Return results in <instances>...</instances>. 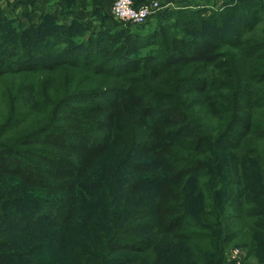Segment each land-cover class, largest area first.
Here are the masks:
<instances>
[{"label":"trees","instance_id":"obj_1","mask_svg":"<svg viewBox=\"0 0 264 264\" xmlns=\"http://www.w3.org/2000/svg\"><path fill=\"white\" fill-rule=\"evenodd\" d=\"M231 6L233 13L248 10ZM258 8L248 13L259 10L252 19L263 26L246 25L234 43L241 46L238 58L264 49V4ZM224 19L220 14L216 21ZM211 21L203 19L197 31ZM145 22H114L104 29L105 40L88 36L83 52L68 56L37 47L40 36L49 37L43 31L3 33L13 44H0V191L13 192L23 210L17 216L1 211L0 264H224L231 242L249 255L264 253V55L237 69L209 35L170 38L166 63H195L202 78L191 81L192 89L210 117L226 121L212 139L176 99L152 102L140 91L138 83L156 79L153 69L161 64H152L153 56L133 57L146 42L125 26ZM89 52L105 56L92 65V75L133 74L114 87L95 85L41 100L30 78L57 62L40 60L62 56L59 63L74 69L80 67L74 59ZM141 70L149 76L138 75ZM211 82L222 92L214 94ZM117 145L141 157L132 168L154 161L163 175L154 181L131 177L121 189L97 196L89 189ZM148 182L156 188L150 207H130Z\"/></svg>","mask_w":264,"mask_h":264},{"label":"rangeland","instance_id":"obj_2","mask_svg":"<svg viewBox=\"0 0 264 264\" xmlns=\"http://www.w3.org/2000/svg\"><path fill=\"white\" fill-rule=\"evenodd\" d=\"M86 1L87 3L83 5L79 0H0V40L2 41L0 44H13L9 37L3 36L4 32L29 28L32 31L38 30L49 34L47 39L39 37L40 44L36 45L37 47L53 49V53L63 52L62 54L67 56L72 51L83 52L82 44L86 37L92 36L97 41H103L105 38L102 34L105 28L114 26V22L123 23L112 16L109 3L105 7L101 3L102 0ZM136 1L141 0H134V2ZM148 1L150 0H145V2ZM158 2L160 7L156 16L151 15L140 26H125L129 30L138 31L144 37L142 42H146L141 44L133 57L153 56L152 64H161L153 69L157 73L156 79H142L141 83H138L140 91L146 99L152 102L165 96L171 100L176 99L190 112L199 128L214 139L225 130L226 121L210 117L201 96L192 89L191 81L194 78H202V73L193 65L195 63H175L173 65L166 63L165 58L170 52L169 40L174 36L197 38L200 34L209 35L214 42L222 45L223 50L232 55V61L236 64L237 69L242 67V64H251L252 62L258 64L261 62L259 58L264 55V49L258 50L257 53H251L245 60L236 56L241 46L234 45V43L239 42L245 35L243 32L247 24H250L247 27L248 30L250 27L263 26L262 22L258 24L255 22L256 19H252L261 16L258 15L259 10L252 14L248 12L250 8L253 12L255 7L263 5L264 0H158ZM235 3H239L241 7L248 8V10L239 11L236 9L233 13L231 5ZM94 6H97V9H94ZM220 14L225 19L216 21ZM243 14H246V17ZM203 19L212 21L205 22L204 30L201 31L203 33H199L197 29ZM7 25L8 28H5ZM260 34L261 31H258V35ZM29 39L31 37H28L27 40ZM69 48L70 51H68ZM104 57L96 52H89L86 56L74 59L77 60L75 64L80 67L85 66L87 68L85 70L80 67L69 69L66 64L59 63L62 56L48 55L40 62L51 64L56 60L57 63H53V65L55 64L54 69L39 71L43 73L37 77L32 76L30 82L37 86L41 100L48 101L54 95L61 96L66 93L65 95L69 96L67 93L78 90L86 91L95 85L100 88L108 85L114 87L117 84V79L133 74L132 71L115 70L112 73L92 75V65L97 64ZM16 60L15 57L12 59L13 62ZM139 74L141 77L146 76L147 78L149 71L141 70L138 72ZM210 90L214 94L222 92L221 87L212 82ZM0 92H2L1 84ZM97 92L93 91L89 94L95 95ZM4 108L5 104L0 103L1 115H4ZM223 114L226 115V111ZM126 133L132 134L129 128L126 129ZM140 161L141 157L133 149L122 145L113 146L98 169V179L95 180L97 185H93L89 190L95 192L97 196L102 194L104 197L105 194L111 192L113 187L116 190L121 189V184L129 181L128 179L131 177L146 176L154 181L163 175L154 161L141 170L131 167ZM261 182L262 179H260ZM142 189L139 197L131 201L130 207L142 209L150 207L156 194L155 184L148 182ZM15 200L13 192L10 195L0 191V215L1 211H5V214L12 213L13 216L19 215V210H23V208L22 205L17 204L18 200ZM223 259L224 264H264V253L249 255L245 247L231 242L225 250Z\"/></svg>","mask_w":264,"mask_h":264},{"label":"built area","instance_id":"obj_3","mask_svg":"<svg viewBox=\"0 0 264 264\" xmlns=\"http://www.w3.org/2000/svg\"><path fill=\"white\" fill-rule=\"evenodd\" d=\"M160 4L158 0H150L134 4V0H111L110 11L112 16L121 22L141 24L147 18L158 11Z\"/></svg>","mask_w":264,"mask_h":264},{"label":"crops","instance_id":"obj_4","mask_svg":"<svg viewBox=\"0 0 264 264\" xmlns=\"http://www.w3.org/2000/svg\"><path fill=\"white\" fill-rule=\"evenodd\" d=\"M79 1H81V4L83 3V5H84V3H87L86 0H79ZM108 3L111 5V0H102V4H103L105 7L107 6Z\"/></svg>","mask_w":264,"mask_h":264}]
</instances>
